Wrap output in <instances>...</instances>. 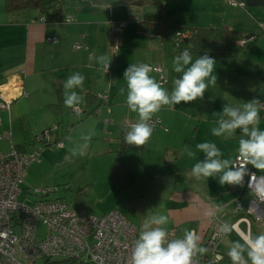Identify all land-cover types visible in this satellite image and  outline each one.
<instances>
[{
	"label": "crops",
	"instance_id": "obj_1",
	"mask_svg": "<svg viewBox=\"0 0 264 264\" xmlns=\"http://www.w3.org/2000/svg\"><path fill=\"white\" fill-rule=\"evenodd\" d=\"M213 3L216 8L213 16L217 15V19L210 20L204 25L201 24V26H228L254 36L252 40L246 43V47L241 53L214 58L216 61L215 66L221 69L219 76L228 85L226 96L223 97H226L227 103L232 106H242L253 98L262 100L264 98V7L246 8L225 1ZM110 5L114 4H102L100 6ZM26 9L15 10V12H21L16 16L20 18L21 15L27 14ZM0 12L14 11H6L3 5ZM38 13L44 16L40 10H38ZM72 21L67 23H72ZM14 22L15 20L12 23L0 22V88L8 98L14 97L12 104L18 101L19 97H22L20 92L26 93L27 89L32 92L33 98L29 101L24 99L23 102H27L31 108L27 111H30V113L34 111L33 114H26L25 118L27 116L31 118V121H28L29 126L34 127L33 131L35 132L30 136H24L25 138L21 142L11 143V146L15 145L19 149L20 147L21 149L31 148L34 144L33 137L55 123H58L59 136L62 137L64 132L61 129L64 127L75 129L71 140L64 141L62 147L64 149L73 145L82 135L94 134L95 138L99 136L98 153L106 156L104 168L109 169L108 179H110V167L118 156L129 163L135 175L136 182L133 187L140 183L139 177L142 175L146 178L144 180L145 186L150 184L154 186L157 178L162 176L165 178L169 174L177 177V181L174 180L177 185L174 190L179 195V198L176 199L179 208L174 209V215L170 216L172 227L169 230L175 229L178 238L183 236L186 229L195 230L201 237L200 246L203 247L204 240L210 232L219 231V226L223 222L232 225L237 220L238 214L234 212L235 200L240 198L247 204L249 195L242 193L233 185H220L218 178L196 179L192 175V167L199 159L202 160L204 155L196 154L195 158L190 159L184 154V145L187 140V134L184 131L189 130L191 121L195 117V114L189 111L190 105L162 106L160 112L153 117V119H160L161 123L153 127V134L148 143L144 146L126 144L123 147L124 136L130 130L128 122H138V114L131 112L127 106V91L123 96L119 94L121 88L127 89L124 72L130 65H125L119 59L121 50L114 54L111 61V70L108 73H105L103 67L92 58L93 55L97 57L107 55V50L109 52L110 49L112 50L109 27L98 26L92 31V29H83V26L78 22V24L72 26L78 25L79 32L77 33V30H74L71 35L65 37L64 33L60 31L59 25L62 23L55 24L54 22L55 27H53V30L60 37L56 38L57 41L53 43H56L60 49L63 47V53L69 56L65 59L63 65L58 66L56 61L54 63L43 62L38 57L30 55V50L33 51L34 47L37 48L39 41L45 38V24L43 23H53V19L45 22L42 19L33 20L29 24ZM174 22L182 23L178 20ZM137 32L155 38L156 41H153V39L151 43H148V51L146 52L148 57H143L142 61L163 67L168 82L163 87L170 93L174 87L173 81L182 75L175 73L172 67V61L176 56L173 52L172 43H163L158 36L141 33L138 28ZM46 39L49 40L48 37ZM70 40H79L80 42H76L74 45L79 44L81 46L76 47L73 44L70 46ZM198 56L202 55L193 56V59L195 60ZM65 67L70 69L65 72L67 70ZM77 72L85 78L83 87L75 89L82 97L80 106H83L86 110L81 116H78L73 109L64 105L66 92L64 82ZM150 75L157 82L159 81L160 75L158 73L151 72ZM104 94L107 95V101L101 99ZM90 95H94L96 100L90 102ZM60 101L63 102V109L54 110L50 106V104H58ZM216 108L213 102L206 103L202 107L208 113L207 119L214 111L217 112ZM10 110L9 115H11ZM0 127L6 133L9 130L8 121L5 123L1 119ZM259 128L264 130V120H260ZM0 132L2 131L0 130ZM168 132L171 133L168 135ZM172 135H174L173 139ZM2 139L5 140V138H0V140ZM0 149L4 151L2 148ZM8 150L10 149L8 148ZM237 151L238 148H235L226 159L233 160ZM46 156L48 160L55 158L54 155L49 153ZM169 158L175 159V161L172 163ZM45 161L46 159H41L40 165ZM252 169L259 172L253 166ZM182 172L185 175L182 181L184 186L181 188L180 173ZM104 181H106V177ZM111 186L116 189L112 181ZM230 234L225 236L220 243V248L226 256L227 263H230L228 259L230 257L227 254L230 245L226 243L231 242ZM232 234L233 236L237 235L239 238H241V235H251L253 237V234H255L256 237L264 234V219L256 222H252L251 219L248 228L242 222L237 229H234ZM249 264H251L250 261Z\"/></svg>",
	"mask_w": 264,
	"mask_h": 264
},
{
	"label": "rangeland",
	"instance_id": "obj_2",
	"mask_svg": "<svg viewBox=\"0 0 264 264\" xmlns=\"http://www.w3.org/2000/svg\"><path fill=\"white\" fill-rule=\"evenodd\" d=\"M142 5L133 4H114L110 6H100L90 4L85 0H72L63 5L62 16L72 15V23L57 22L43 23L45 24V38L39 41L37 48L30 50V55L38 57L40 61L54 63L57 62L58 66L63 65L66 58L69 56L63 53V47L60 49L56 43L57 40H48V38H59L60 36L54 32V25L60 24V31L64 33L65 37L71 35L74 30L79 32L78 22L83 26V29H92V31L98 27L110 28V45L112 50H107V55L110 58L114 57L116 52H120L119 59L125 63V65L141 64L143 57H148V43L152 40L156 41L151 36L139 34L137 32V22L142 18L144 13L155 11L157 8L156 0H141ZM153 1V2H152ZM165 6V20L175 21L178 20L182 23L191 25H201L210 20H216L217 15L213 16L214 10H216L213 2L222 3L223 0H160ZM213 3V5H212ZM4 5V0H0V8ZM21 11V10H20ZM20 11L14 12H0V22L12 23L24 22L25 24L32 23L33 20H40L44 16L38 13L35 8H27V14L21 15L20 18L17 14ZM6 14V15H5ZM14 16V17H13ZM19 18V19H18ZM125 21L124 27H119V23ZM14 22V23H15ZM55 22V24H54ZM17 24V23H16ZM49 25V26H48ZM52 26V27H51ZM79 36V35H78ZM52 41V43H51ZM80 42L71 41L70 46L74 43ZM82 42V41H81ZM74 46L80 47L81 45L75 44ZM147 64V63H146ZM150 66H154L149 63ZM111 65V64H110ZM112 66V65H111ZM65 68L67 70H65ZM65 72L70 69L65 67ZM62 70V71H64ZM221 69L214 66V75H217V85L209 86L205 92L203 100L197 99L194 102L184 103L181 102L178 105H190L189 111L195 114L189 130L184 131L187 135V140L184 147L190 148L196 154H202L196 149V144L202 142H214L222 153V159H226L230 156L231 152L235 148L239 147V140L242 138V133L238 130L231 137H215L212 135V128L217 127L216 121L219 119V114L225 106L228 104L226 101L227 84H225L223 78L219 76ZM155 73L159 72L153 71ZM166 82L163 85H166ZM20 99L12 104L10 114L6 109L0 111V117L5 123L8 121L9 130L7 135L11 134V138H5L0 140V148L7 151L11 148V143L21 142L24 140V136L34 133V127L29 126L31 118L26 114H33L28 109H31L25 100H31L32 92L27 89L26 93L19 97ZM215 103L217 112L207 119L208 113L202 107L206 103ZM75 113V112H74ZM76 114V113H75ZM261 120H263L261 118ZM29 121V122H28ZM52 126L46 127L51 128ZM0 130L4 133V131ZM12 130V131H11ZM74 128L69 129L64 127L61 131L64 132L63 141L73 137ZM172 131V130H171ZM40 133V132H39ZM37 133V134H39ZM171 133V132H170ZM167 133L168 135L170 134ZM197 134V135H196ZM97 135V134H96ZM92 134L89 146L86 149V153L83 156H72L70 149L76 147L78 144L83 143L81 138L73 145L64 148L47 147L42 153L41 159L46 161L40 165V161L32 164L24 178V182L21 184L22 193L20 195L21 202H28L38 200L41 198L40 194L35 195L33 192L35 188L53 187L58 188L57 191L52 192L47 198H62L68 205L80 212H85L90 215H102L105 212H109L113 209L121 211L130 221H132L139 229L143 230L144 223L147 219L153 215H167L169 222L162 227L169 230L171 226L170 216L174 215V209H178L177 200L179 195L175 192L174 188L177 186L174 182L177 181V177L173 174H169L163 178H157L154 186H145V176H141L140 183L128 190L120 191L117 188L111 186V179H108L109 172L104 164H106L105 155L98 153L99 136ZM174 135H172L173 139ZM34 139V137H33ZM12 141V142H11ZM10 143V145H9ZM54 155L55 158L48 160L47 154ZM185 154V152H184ZM47 157V158H46ZM68 157V159H66ZM40 159V160H41ZM173 163L175 159H171ZM112 163V161H111ZM110 163V165H111ZM103 172L105 173L103 175ZM185 173H180L181 188L183 185V177ZM106 177V181L105 180ZM148 180V179H147ZM172 203V204H171ZM174 206L172 207V205ZM252 222H256L252 219ZM154 227V226H153ZM38 236L40 237L45 231V227L42 223L39 224ZM231 242L241 240L237 235L233 236L231 233ZM255 237V234H253ZM231 242L226 244L231 246ZM241 242H243L241 240ZM228 246V248H230ZM228 257V256H227ZM245 258L246 254H245ZM231 262V258H228Z\"/></svg>",
	"mask_w": 264,
	"mask_h": 264
},
{
	"label": "clouds",
	"instance_id": "obj_3",
	"mask_svg": "<svg viewBox=\"0 0 264 264\" xmlns=\"http://www.w3.org/2000/svg\"><path fill=\"white\" fill-rule=\"evenodd\" d=\"M92 58L103 67L105 73L109 70L112 58L107 55H93ZM215 63V59L207 53L194 60L190 50L184 49L172 61L174 72L182 75L173 81L174 87L170 93L150 75L154 71L152 66L146 63L131 64L124 72L127 89L121 88L119 94L123 96L127 91V106L131 112L138 114V122L130 125V130L124 136L125 143L146 145L153 134L151 121L162 106L174 107L181 102L203 100L209 86L217 85L218 77L213 74ZM84 79L77 72L64 82V105L76 112L80 111L82 97L75 89L83 87ZM261 108H264V102L258 98L242 106L225 104L218 113V126L212 128V135L231 137L239 129L242 138L239 140L238 156L235 160L222 159L216 143L196 144V149L204 154V158L199 159L191 169L196 179L218 178L222 186L243 187L248 176V189L259 201L264 202V175L258 176L247 167L251 165L259 172H264V130L259 128ZM91 135L81 136L83 143L70 149L72 156L85 155ZM184 151L190 159L196 157V152L190 148L186 147ZM168 222L167 215H153L145 221L131 253V264H198L197 257L208 251L200 246L201 237L195 230L186 229L182 237L171 238L170 232L162 227ZM233 231L234 225L223 222L217 235L223 239ZM241 240L231 242L227 254L232 264H249V261L251 264H264V234L256 237L241 235Z\"/></svg>",
	"mask_w": 264,
	"mask_h": 264
},
{
	"label": "built area",
	"instance_id": "obj_4",
	"mask_svg": "<svg viewBox=\"0 0 264 264\" xmlns=\"http://www.w3.org/2000/svg\"><path fill=\"white\" fill-rule=\"evenodd\" d=\"M73 20L72 15L62 18L63 22ZM45 22V18H42ZM125 21L119 23L124 27ZM253 37L243 39L247 43ZM49 40H57L49 38ZM160 73L159 83L167 82L162 66H152ZM111 65L109 67L110 72ZM21 95L25 92H20ZM14 98V97H13ZM12 97H7L0 88V109L10 110ZM101 99L107 101V95ZM264 102V98L261 100ZM74 111L78 116L85 108ZM264 119V108H261ZM1 122V119H0ZM136 123L129 121L128 126ZM160 119H152V127L160 124ZM72 129L71 127H68ZM59 125L43 130L35 135L33 146L19 149L12 145L10 150L0 149V264H131V253L138 238L139 229L121 211L114 209L102 215H90L72 209L62 198H47L58 188H35L34 194H40L38 200L21 202V184L28 168L40 161L47 147L62 148L63 137L59 136ZM10 134L0 132V138H9ZM238 156L235 154L233 160ZM255 172L258 176L264 173ZM249 177H245L243 187H237L249 195L245 204L240 198L235 200L234 212L237 220L232 223L234 229L244 222L250 227L251 219H264V202L257 199L247 187ZM254 202V203H251ZM45 227L39 237V224ZM171 238H178L175 229L169 230ZM218 231H212L204 240L207 252L197 257L198 264H226V256L220 248L221 237Z\"/></svg>",
	"mask_w": 264,
	"mask_h": 264
},
{
	"label": "trees",
	"instance_id": "obj_5",
	"mask_svg": "<svg viewBox=\"0 0 264 264\" xmlns=\"http://www.w3.org/2000/svg\"><path fill=\"white\" fill-rule=\"evenodd\" d=\"M69 1L72 0H4V7L6 11L35 8L44 14L45 20L53 19V21H62L64 16L61 14V9L63 5ZM85 1L99 5H142L141 0ZM223 1L239 4L246 8L264 7V0ZM156 3V10L144 13L142 18L137 22L138 31L141 33L156 35L163 43H172L173 52L176 56L182 53L186 48L190 50L192 56L204 55L206 53L212 58L232 56L241 53L246 47V43H242L243 39L248 37L254 38L253 35L228 26H201L166 21L164 16V3L160 0H156ZM89 99L90 102H93L96 100V97L90 95ZM50 106L54 110L59 108L63 109L64 107L62 101L58 104H50ZM238 131L240 130L238 129ZM125 145L126 143L123 139V147H125ZM249 168L252 169V166L250 165ZM110 179L114 186L120 191L128 190L130 187H133L136 182L135 175L129 163L120 156L114 160L110 167Z\"/></svg>",
	"mask_w": 264,
	"mask_h": 264
},
{
	"label": "water",
	"instance_id": "obj_6",
	"mask_svg": "<svg viewBox=\"0 0 264 264\" xmlns=\"http://www.w3.org/2000/svg\"><path fill=\"white\" fill-rule=\"evenodd\" d=\"M226 264H232V262H230V263H226Z\"/></svg>",
	"mask_w": 264,
	"mask_h": 264
}]
</instances>
